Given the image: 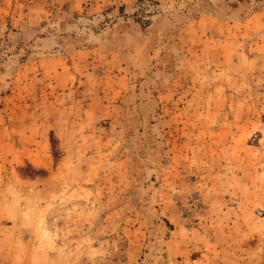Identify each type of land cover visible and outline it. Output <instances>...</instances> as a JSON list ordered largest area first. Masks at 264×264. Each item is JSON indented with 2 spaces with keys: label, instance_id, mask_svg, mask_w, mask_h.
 Returning a JSON list of instances; mask_svg holds the SVG:
<instances>
[{
  "label": "rangeland",
  "instance_id": "obj_1",
  "mask_svg": "<svg viewBox=\"0 0 264 264\" xmlns=\"http://www.w3.org/2000/svg\"><path fill=\"white\" fill-rule=\"evenodd\" d=\"M0 264H264V0H0Z\"/></svg>",
  "mask_w": 264,
  "mask_h": 264
}]
</instances>
